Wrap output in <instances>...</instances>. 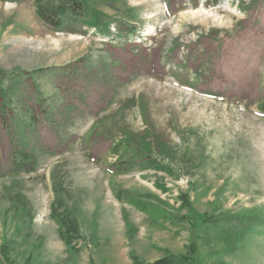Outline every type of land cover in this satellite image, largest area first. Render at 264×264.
<instances>
[{
  "label": "rangeland",
  "instance_id": "374dc122",
  "mask_svg": "<svg viewBox=\"0 0 264 264\" xmlns=\"http://www.w3.org/2000/svg\"><path fill=\"white\" fill-rule=\"evenodd\" d=\"M82 1L0 0V264H264V0Z\"/></svg>",
  "mask_w": 264,
  "mask_h": 264
},
{
  "label": "trees",
  "instance_id": "16d2710c",
  "mask_svg": "<svg viewBox=\"0 0 264 264\" xmlns=\"http://www.w3.org/2000/svg\"><path fill=\"white\" fill-rule=\"evenodd\" d=\"M62 1H63L62 4L64 6L66 4L68 6L71 5L72 1H77V2H75L76 5H81V2H83L82 0H62ZM61 8H63V7H61ZM41 15L44 16L45 13L42 12ZM44 18H45V16H44ZM45 20L47 21V18H45ZM9 104L11 106L10 102L8 103V106H9ZM25 110L28 111V108H26ZM31 118H33V116H31ZM31 121H33V122L36 121L35 116H34V119H32ZM19 155H20L19 161H21V163L19 164L18 169L22 170V171L30 172L34 167V163H35L34 157L28 156L23 152H20ZM251 226H252V224H250V223H248V224L240 223L238 226V230H236L235 232H236V234H242L243 235V234H245V232L247 230H250ZM148 264H191V261H190V258L188 256L164 257V258L158 259V260H156L152 263H148Z\"/></svg>",
  "mask_w": 264,
  "mask_h": 264
},
{
  "label": "bare ground",
  "instance_id": "6f19581e",
  "mask_svg": "<svg viewBox=\"0 0 264 264\" xmlns=\"http://www.w3.org/2000/svg\"><path fill=\"white\" fill-rule=\"evenodd\" d=\"M110 218H112V217H110ZM110 218H109V219H110ZM107 221H108V220H107ZM109 221H110V220H109ZM111 222H112L113 225H114V222H113V221H111ZM108 226L110 227V226H112V224H109V223H108ZM113 229H114V228H113ZM115 230H116V229H115Z\"/></svg>",
  "mask_w": 264,
  "mask_h": 264
}]
</instances>
